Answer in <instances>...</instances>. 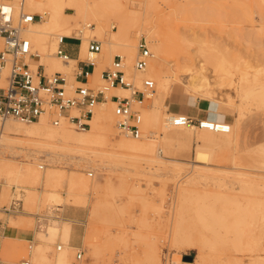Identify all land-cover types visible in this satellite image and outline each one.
I'll return each mask as SVG.
<instances>
[{"label":"rangeland","instance_id":"obj_1","mask_svg":"<svg viewBox=\"0 0 264 264\" xmlns=\"http://www.w3.org/2000/svg\"><path fill=\"white\" fill-rule=\"evenodd\" d=\"M109 2L118 5L98 4L97 9L105 6L106 10L97 20L102 21L120 43L116 46L120 53L116 54L123 58L124 71L127 55L123 52L126 48L123 38L134 36L137 45L141 37L148 42L151 34L160 32L169 38V51L164 61H158L162 73L172 74L170 64L178 58L196 63L203 60L207 64L206 59L214 58L211 54L215 51L216 57L232 73L233 80L250 66V73L246 75L248 81L253 82L254 87L264 83V0H161L147 11L143 0ZM65 11L72 12L71 9ZM83 22L81 20L78 26L82 27ZM88 22L91 27L96 25V21ZM181 34L182 40L173 39L176 38L173 35ZM90 38L101 43V51L93 54L102 62L101 69L109 67L113 57L109 61L105 58L104 52H108L105 39ZM147 44L156 55L149 42ZM32 50L36 51L33 44ZM69 66L63 73L71 83L75 62ZM207 67L211 69L209 64ZM179 80L182 82L185 78L180 76ZM227 80L224 79L221 88H215L214 100L182 83H178L182 89L176 87L173 92L188 94L195 102L218 104L229 119L227 123L235 122L241 113L233 136L197 127L166 125L163 122L175 113L170 109L169 100L164 101L158 111L153 98L145 96L141 103H132L134 109L145 113L144 120L141 119L142 136L138 140L149 141L151 150L144 154H122L110 149L115 154L86 152L76 153L72 158L66 149L57 148L48 153L44 147L11 139L10 142L24 146H13L12 151L0 148L1 162L8 166L0 170V219L8 218V224L35 233L31 241L0 238V264L24 261L55 264L59 251L56 246L60 244V250L64 249L63 237L60 233L52 236L47 231L51 225L61 227L63 224L70 227L68 242L75 246L66 264L73 260L77 248L84 252L83 264H154L155 257L158 264H167L166 260L180 264L178 256L179 260L192 261L196 255L206 258L200 264H219L217 260L221 256L222 264H226L224 256L230 253L245 257L246 264L256 255L264 259V221L257 213L249 215L239 208L252 207L264 200V104L235 95ZM132 83L135 89L143 90L142 86ZM89 84L99 89L103 81L95 84L89 79ZM227 94L234 95L231 105L227 103ZM105 107L109 105L106 103ZM109 109L113 110V103ZM246 120L251 122V128L244 130L241 125ZM60 124L74 135L83 132L64 121ZM91 124L92 117L89 127ZM112 124V128L106 130L111 140L120 137L135 140L123 135L115 126V120ZM240 131L245 132L240 134ZM197 151L205 156L200 162L196 161ZM40 164L43 168H39ZM12 168L18 169L21 175L16 176ZM89 172L92 176H88ZM182 186L188 187L187 190L183 192ZM81 187L85 194L80 196L79 202L73 203L69 193H76ZM14 188L16 193H21L23 210L4 212L3 206L9 204ZM52 195L59 199L51 198ZM46 213L51 216L48 223L52 224L36 228V215ZM236 227L242 232L235 230ZM235 232L240 238V252L227 239ZM172 237L179 240L174 241ZM192 244L200 246L201 253Z\"/></svg>","mask_w":264,"mask_h":264},{"label":"bare ground","instance_id":"obj_2","mask_svg":"<svg viewBox=\"0 0 264 264\" xmlns=\"http://www.w3.org/2000/svg\"><path fill=\"white\" fill-rule=\"evenodd\" d=\"M143 1H144L143 2L144 9L146 11L155 8L158 4L161 3V0H143ZM103 2L107 4L106 7L118 5V3L109 2V0H107V2L105 0H25V9H27L30 13L39 14L40 18L27 24V26L24 27L23 29V34L27 39H29L30 43L34 45L38 56H40V63L44 65V68L47 72L48 71L64 72L68 70V68L70 67L69 63L75 62L74 60L69 59L67 63H62L58 60V57L54 54L59 36L71 35L73 31H75L76 32L75 36L78 37L80 36L82 38L81 53H80L81 57L88 56L89 58L94 59L97 62L96 70L94 69L95 72L89 76L91 83L96 84L101 81L100 73L99 71H97V69L101 68L102 62L100 61L99 58H96L95 55L87 53L88 38L96 37L99 40L101 38L105 39L103 41H105L106 47H108V52L105 51L104 54H107L105 58L106 60L108 58V61L113 57L114 54L119 52V51L117 52L116 46L120 44L119 42H116L115 35L109 29H107V26L105 28V24L102 21L97 20L98 15H102L104 13V10H106L105 6H103L102 9H97L98 4H101ZM65 9H71L72 12L67 13ZM81 20L82 22L84 21L83 22L84 25L82 27H79L78 25L81 22ZM88 21H96V25L91 27V22ZM148 31H150V29H148ZM165 34L158 32L156 34H151V37L148 38V42L156 52V55L155 54L151 55L146 68L143 70H136L132 64L133 62L132 59L137 51V45L134 43L135 37L133 36L134 37L133 38L130 35H128L127 37L123 38L124 43L122 42V44L126 46V48L124 47H123L124 49L122 48L124 50L123 52L127 55V62L125 68L126 71H124L125 77L132 79V81L135 84H138V87L142 86V81L146 77H150L155 82V90L150 97L153 98V101L156 103L155 107L158 111L161 109L163 102L168 99L169 95L172 94L171 92L174 91L176 87L182 89V87L180 86L181 84L179 85L178 83H182L191 90L198 93H202L204 97H208L211 100H214L213 93L215 88H221L224 83L223 81L226 78L228 79L226 81L228 82L227 83L228 87H230L235 91V95L237 94L243 98L257 99L261 104H264V83H259L260 84L259 87H254V83L248 81V76L246 75L250 73L249 70L250 66L249 67L246 66L245 70H242L240 77L236 80H233V78L231 77L232 73L229 70H227L228 68L225 67L224 62H222L220 58L216 57L217 53H215V51L212 52L211 54L214 58L211 59L207 58L205 61L207 62V64L211 66V69L207 67L206 63L202 62L203 60L196 63L188 58H183L181 60L178 58L175 60L173 64H170L172 74L162 73L158 61H162V60L164 61L167 55L166 53H168L169 51L168 50L169 38L168 36H166L167 34L166 35ZM173 36L176 37L173 38L175 40L177 38L180 40L184 38L182 34L181 36L179 35H173ZM172 43L173 44L175 43L174 40L172 41ZM203 53L207 54L206 52ZM228 71L231 73V75L228 74L229 73ZM209 75H213V77L211 78L209 77ZM180 76H183L185 78V81L181 82L179 80ZM173 85H175L174 88H172ZM129 94L130 91L129 89L126 88L112 87L108 89L105 92V95L107 97L106 101L100 103L98 101L97 103L99 104L95 107V109H93V114L91 116L92 117L91 126L88 129L82 130L83 132L79 135H74L70 129L66 128L65 126H62L60 123L57 126L51 125L48 118L43 115L42 118L40 117L39 121L37 120V122L34 121L30 122L32 124L17 122L13 120V118L12 119L6 118L7 120L3 119L1 120L2 122H0V148L4 150L12 151L13 146L19 148H22L24 146L10 142L11 139H14V141L17 140L19 142H24L26 144L30 143L35 147L38 146L44 147L48 150V153L55 152L57 148L66 149L70 153L69 157L72 158L76 153L84 154L86 152L110 155L112 153L111 150L114 151L118 150L122 154H130V153L144 154L145 152L151 150L149 141L138 140V139L128 140L122 137L115 140H111V138L106 133V130L112 128L113 126L112 122H114L115 120V115L113 113V110L111 111V109H109L110 105L113 103V101L109 99V96L110 95L128 96ZM232 98H234V95L227 96L226 100L228 101L227 102L228 105L233 104ZM106 103L109 105V107L107 108L105 107ZM137 104L138 103H136V105ZM200 104L204 105V101H202ZM134 108L136 107L134 106ZM142 111L141 113H143V115L141 114V116H143V118L141 117V119L143 121L145 117V113L144 111L143 112ZM240 115L242 114L240 113ZM240 115L239 117H237L235 122L233 123L226 122L227 124H229L228 131L226 132L219 131V132L230 133L233 136L235 124L241 118ZM170 116L167 117V122H163V123H165L166 125H171L168 122V118ZM203 130L213 131L209 129H203ZM0 152H2V150ZM1 160L2 157H0V170L6 169V167L8 166L3 164ZM12 170L15 171L16 176L19 177L21 175V172L18 169L12 168ZM187 188L188 187L183 188L182 186L181 189L184 192L187 190ZM83 194H85L84 188L81 187L79 188L78 191H76V193L74 191L70 192L69 199L72 200L73 203H77L79 202V199H81L80 196H84ZM51 198H55V200L59 199L57 195H52ZM69 199H67V201H69ZM243 206L244 207L239 206L240 211L242 210V212H246L248 214L257 213V215L260 216L262 221H264V200H260L259 202L256 203V205L254 206L252 205V207L247 205H243ZM207 210H209L208 207ZM50 224L52 223L49 222L47 224V227ZM236 228L237 229L235 230H237L238 232H242L239 230L238 227ZM241 230H243L244 232V229ZM47 232L52 236H54L57 233H60L62 235L64 249L61 251L60 249L62 248V245L59 244L61 247L59 251H57L56 253L55 264H66L71 249H75V246L70 245L68 242L70 227L68 226V224H63L61 225V227H57L56 225H51L48 227ZM174 232H176V229L174 230ZM235 235L236 232L233 236L227 237V239L230 242V244H232L234 247L237 248L241 244L239 243L240 238ZM172 239H175L174 241L179 240L176 237L174 238L172 237ZM192 247L196 248L198 253H201L200 246L196 244H192ZM237 252H240V247H238ZM256 256L257 257L251 258L250 261H248V264L249 263L264 264V259L260 258L259 257L260 255H256ZM224 257H226V261H225L226 264L247 263V261H245V257L236 256L232 253L225 255ZM155 258L158 259V257ZM157 259L153 261L154 264H158ZM177 259L180 264H194V263L200 264L203 263L206 258L201 255L200 256L196 255L192 259V261L179 260L180 259L179 256L177 257ZM223 262L224 259L222 258V256L221 258L219 257L217 263L222 264Z\"/></svg>","mask_w":264,"mask_h":264},{"label":"built area","instance_id":"obj_3","mask_svg":"<svg viewBox=\"0 0 264 264\" xmlns=\"http://www.w3.org/2000/svg\"><path fill=\"white\" fill-rule=\"evenodd\" d=\"M38 18L39 14L25 9V0H0V120L13 118L30 123L44 115L53 126L64 121L76 130H85L89 127L93 107L98 101L107 99L105 92L112 87H121L129 89L130 94L109 96L113 101L115 126L123 135L139 139L142 136L141 113L132 107V103H141L145 96L150 97L155 90L154 81L146 77L142 81L143 90L135 89L132 81L125 77L123 58L119 54L113 55L110 66L100 75L103 85L99 89L88 85L90 73L87 69L78 67L76 61L71 83L61 71L48 73L39 62L37 52L32 50L29 39L22 35L24 27ZM64 37L65 35L59 36L54 54L67 63L70 58L60 47ZM100 51L101 43L96 39H89L87 53L98 54ZM151 55L146 39L141 37L137 42L134 68L145 69ZM84 60L95 62L89 57ZM170 115L168 122L174 126L225 132L229 130V124L224 121L195 119L183 113ZM39 168H43V164ZM88 176H92V172ZM20 195V191L16 193L14 188L11 200L7 206H3V211H22ZM50 217L47 213L37 214L35 219L38 228L46 225ZM60 247L57 245L56 249L59 250ZM83 261L84 252L77 248L69 264H83ZM166 262L175 264L170 260ZM22 264L29 262L24 261Z\"/></svg>","mask_w":264,"mask_h":264},{"label":"crops","instance_id":"obj_4","mask_svg":"<svg viewBox=\"0 0 264 264\" xmlns=\"http://www.w3.org/2000/svg\"><path fill=\"white\" fill-rule=\"evenodd\" d=\"M81 44H82V38L75 35H66L60 44V47L62 50L67 54V56L76 61V65L82 69H87L90 73L95 72L96 70V61L95 62H89L87 60H84L83 58L88 57L84 56L81 57ZM39 62H40V56H39ZM95 69V70H94ZM104 69H97L99 71L100 75L102 74ZM188 94L184 93H176L172 91V94L168 97L167 100L170 102V109L172 112L175 113H183L190 117H193L195 119H211V120H217V121H224L227 122L229 119L226 116V114L222 111L221 107L218 104H212V102H206L204 105L200 104V101L195 102L194 99H191L188 97ZM206 104V105H205ZM251 122L249 120H246L244 123H242L241 127L246 129H250ZM245 132V131H244ZM243 131H240V134L244 133ZM196 161H201L205 159V156L202 152L197 151L196 152ZM35 227L38 228V224L36 222V219H34ZM34 230H26L17 226H12L8 224V218L0 219V238L5 240L7 238H19L23 240L31 241L34 239Z\"/></svg>","mask_w":264,"mask_h":264},{"label":"water","instance_id":"obj_5","mask_svg":"<svg viewBox=\"0 0 264 264\" xmlns=\"http://www.w3.org/2000/svg\"><path fill=\"white\" fill-rule=\"evenodd\" d=\"M188 259L190 260V259H191V257H188Z\"/></svg>","mask_w":264,"mask_h":264}]
</instances>
